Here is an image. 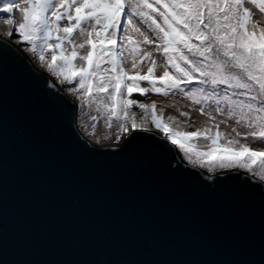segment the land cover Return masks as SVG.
Returning a JSON list of instances; mask_svg holds the SVG:
<instances>
[{
	"label": "snow or ice",
	"instance_id": "obj_1",
	"mask_svg": "<svg viewBox=\"0 0 264 264\" xmlns=\"http://www.w3.org/2000/svg\"><path fill=\"white\" fill-rule=\"evenodd\" d=\"M0 5V264H264V0ZM134 93L182 97L207 125ZM101 116L118 147L96 146Z\"/></svg>",
	"mask_w": 264,
	"mask_h": 264
},
{
	"label": "rangeland",
	"instance_id": "obj_2",
	"mask_svg": "<svg viewBox=\"0 0 264 264\" xmlns=\"http://www.w3.org/2000/svg\"><path fill=\"white\" fill-rule=\"evenodd\" d=\"M0 6H2V5H0ZM17 18L20 19L19 15ZM0 26H2V28L0 30L1 32H4L7 30L6 22H4L3 20H0ZM14 41L22 49H24V48L27 49L26 46H21L20 38H19L18 34L14 36ZM29 54L34 60L35 57H33L31 53H29ZM36 63L39 66V68L45 69L39 62H36ZM161 65H162V61H161ZM144 67H145V72H146L147 67H148L147 62H145ZM158 71H162V67ZM146 84H147V82H145V85ZM62 88L66 89V87H63V86H62ZM135 97H140V98L144 99L145 102H149V103H151L153 101L156 102L158 104V107L161 110L162 114L165 115L169 120H171L174 117L177 125L180 128H182L183 130L195 131L196 129L203 128L207 125L208 117L201 115L196 108H193L190 105V102H188L186 99H184L182 97H179V96L171 97L170 96V97L164 98V97H161L157 94H150L149 97H142L141 94L134 93V98ZM135 111L137 112L138 119H141L143 117L142 110H140L138 108V106H136ZM87 112H88V109H87V105L85 104V108H84L83 113L78 112V114H77L80 116V120L83 121L84 123H82V124L79 122H77V123L79 124V127L81 128V130L85 133V137L88 139V138H90V134L92 132L91 125H92L93 121H91L90 116L85 114ZM185 113H191V120L190 121L185 117V115H184ZM91 114L96 115L94 110L92 111ZM152 128L154 131H159V130L155 129L154 124L152 125ZM222 130L228 131V132L231 131L230 127H227V126H222ZM118 134H119V129L116 127L115 123L113 124L111 129H108L105 126V124L103 123V117L101 116V122L97 123L96 130H95V137H99L100 139L96 140L95 137H92V138L96 144H107V143L118 144L126 138V136H124L122 139L117 140L116 137ZM105 136L107 137V139L104 138ZM200 142L202 145L209 143L208 141H206L203 138H201ZM251 143H253L254 145L257 144V142H255V141H251ZM176 147L178 148V146H176ZM222 155L223 156H229L231 154L218 152V153L213 154V156L210 158L215 159V158H218ZM243 155H247V154H243Z\"/></svg>",
	"mask_w": 264,
	"mask_h": 264
},
{
	"label": "water",
	"instance_id": "obj_3",
	"mask_svg": "<svg viewBox=\"0 0 264 264\" xmlns=\"http://www.w3.org/2000/svg\"><path fill=\"white\" fill-rule=\"evenodd\" d=\"M0 39H5V37L3 36V32H0ZM9 43L14 45L15 47L19 48L20 49V52L22 53L23 57L27 58L28 61H31L32 62V66L35 68V70L39 73L42 74V77L40 79H36V80H33V84L34 86H36L37 88H43L45 85H44V80H43V77H50L51 74L48 73L46 71V69H43V68H38V66L35 64L33 58L30 56L29 52L27 51L26 48L22 49L20 46H18L15 41H14V37L13 38H9ZM15 66H16V71L18 73V75H20L21 77L23 78H26V79H29L31 80L32 79V73L30 72V70L28 69V67L25 65V63L22 61V60H17L15 62ZM51 79L53 81H55V78L54 77H51ZM62 92H66V89H63L61 87L60 89ZM78 114V112H77ZM133 131H136V130H133ZM86 138V137H85ZM127 138V137H126ZM125 138V139H126ZM87 139V138H86ZM124 142L121 141L120 143L116 144V143H107V144H96L97 147H106L107 145H114V146H119V144H122ZM169 143H171L169 141ZM182 155V154H181ZM186 162V161H185ZM209 175H211L209 173Z\"/></svg>",
	"mask_w": 264,
	"mask_h": 264
},
{
	"label": "bare ground",
	"instance_id": "obj_4",
	"mask_svg": "<svg viewBox=\"0 0 264 264\" xmlns=\"http://www.w3.org/2000/svg\"><path fill=\"white\" fill-rule=\"evenodd\" d=\"M1 28H2V26H0V30H1ZM1 32V31H0ZM34 62H35V64L37 65V61H36V58L34 59ZM38 66V65H37ZM38 68H39V66H38Z\"/></svg>",
	"mask_w": 264,
	"mask_h": 264
}]
</instances>
